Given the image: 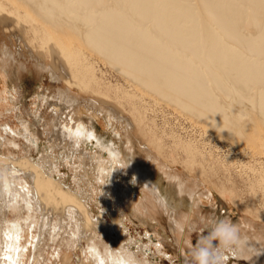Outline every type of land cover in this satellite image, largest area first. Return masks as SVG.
<instances>
[{"label": "bare ground", "instance_id": "bare-ground-1", "mask_svg": "<svg viewBox=\"0 0 264 264\" xmlns=\"http://www.w3.org/2000/svg\"><path fill=\"white\" fill-rule=\"evenodd\" d=\"M0 23L44 46L51 61L43 59L44 51L30 50L37 68L49 70L55 63L69 86L89 83L103 94V88H115L142 118L149 95L236 143L264 144V0H0ZM1 35L7 34L1 32L0 40ZM2 45L0 60L13 58L8 44ZM98 60L137 92L117 83L104 87L95 73ZM54 98L50 104L60 108L75 104L70 89L59 90ZM23 132L34 141L25 123ZM82 136L101 143L105 157L81 147ZM50 138L71 147L63 153L78 161V169L94 164L92 173L86 183L78 178L76 187H65L54 169L20 159L10 163L24 172L17 188L0 172V264H154L148 249L125 233L126 201L143 220L161 207L177 243L187 241L185 224L191 227L196 207L189 183L177 175L178 189H162L129 134L127 150L85 126H58ZM183 147L194 160L190 146ZM142 150L159 166L147 146ZM122 172H128L127 183L119 184ZM137 180L147 189L140 195L134 194ZM184 192L191 197L188 212L178 208L187 206ZM92 201L100 204L95 218ZM237 222L246 242L225 260L244 256L251 264H264V230L247 218ZM45 244L51 248L46 257Z\"/></svg>", "mask_w": 264, "mask_h": 264}, {"label": "rangeland", "instance_id": "rangeland-1", "mask_svg": "<svg viewBox=\"0 0 264 264\" xmlns=\"http://www.w3.org/2000/svg\"><path fill=\"white\" fill-rule=\"evenodd\" d=\"M4 31L7 35H1L0 57L4 56L2 41L8 44L14 57L0 60V172L9 175L17 188H21L24 183V172L10 163H17L20 159L38 163L47 171L54 169L55 176L65 187H76L75 179L78 178H84L83 182L86 183L87 173L91 172L94 164L90 168L85 166L83 171L78 169V161L73 163L71 157L66 155L71 147L56 144L50 138L51 130L58 126L73 130L77 126H85L90 130L94 129L100 139L106 142L112 140L114 146L121 145L125 150L130 144L126 138L129 134L136 152L142 155L143 160L152 164L150 168L158 175L162 189H178L177 175L189 183L191 193L196 197V207L191 227L185 224L187 241L182 242V246L177 243L171 230L168 213L161 207H157L154 216L143 220L139 213L129 208L131 203L126 201L128 208L125 206V209L128 211L124 221L125 233L138 245L140 243L148 249V258L154 264H190L189 247L198 235L202 232L206 234V229L215 217L228 216L234 222L247 218L254 222L258 230H264V144L260 140L257 145L236 143L224 134L205 128L196 118H190L149 95L144 98L147 115L143 120L132 104L119 96L121 94L115 88H103L107 94L105 95L93 90L89 83L83 86L72 84L70 87L58 76V67L54 62L49 70L38 69L30 50L34 53L44 51L43 59L51 61L44 46L34 44L30 35L22 34L12 25L0 23V33ZM96 69L95 73L104 87L110 82L122 85L126 90H135L109 65L98 60ZM51 74L55 76L52 77ZM62 89H70L74 105L60 108L50 104V101H56L54 96ZM109 109L117 119L110 116ZM127 121L129 126H126ZM23 123L32 131L33 142L29 140V136H25ZM6 124L11 126L10 130ZM4 128L7 129L6 132ZM177 139L179 142L175 145L173 140ZM88 142L94 145L93 149ZM184 144L192 149L194 160L184 150ZM80 146L94 152L99 159L105 157L104 147L95 138L89 140L82 136ZM145 146L161 165L157 163L159 166H155L151 160L146 159V153L142 150ZM79 156L77 153L76 160ZM127 175L128 172L120 173L119 184L125 181ZM134 187L135 195L147 190L142 180L134 182ZM183 196L186 197L187 206L178 208L188 212L191 197L188 192H184ZM91 204L95 218L101 211L100 204L95 201ZM106 218L111 222L109 216ZM50 242L48 240L49 244ZM159 243L163 251H158L161 246ZM47 247L46 244L43 247L45 257L51 250ZM226 264L251 262L240 256L226 260Z\"/></svg>", "mask_w": 264, "mask_h": 264}, {"label": "clouds", "instance_id": "clouds-1", "mask_svg": "<svg viewBox=\"0 0 264 264\" xmlns=\"http://www.w3.org/2000/svg\"><path fill=\"white\" fill-rule=\"evenodd\" d=\"M245 242L238 222L228 216L215 217L206 234L198 235L189 247L190 264H226L225 257L242 248Z\"/></svg>", "mask_w": 264, "mask_h": 264}]
</instances>
